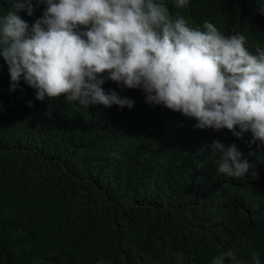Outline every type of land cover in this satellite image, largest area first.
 <instances>
[{"label":"trees","instance_id":"1","mask_svg":"<svg viewBox=\"0 0 264 264\" xmlns=\"http://www.w3.org/2000/svg\"><path fill=\"white\" fill-rule=\"evenodd\" d=\"M0 264H264V0H0Z\"/></svg>","mask_w":264,"mask_h":264}]
</instances>
